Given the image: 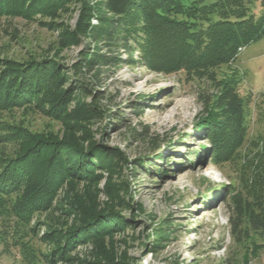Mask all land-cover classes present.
Instances as JSON below:
<instances>
[{"label":"rangeland","instance_id":"374dc122","mask_svg":"<svg viewBox=\"0 0 264 264\" xmlns=\"http://www.w3.org/2000/svg\"><path fill=\"white\" fill-rule=\"evenodd\" d=\"M38 6L0 16V70L37 62L43 78L29 103L0 110V152L66 141L84 161L60 148L79 174L38 215L37 236L0 242V264H46L43 254L76 227L83 238L56 264H264V233L250 219L264 176V39L228 65L167 75L147 65L142 32L133 26L130 38V21L115 23L105 0ZM111 23L133 55L109 40ZM33 73L22 72L32 82ZM231 86L245 100L246 138L215 164L207 123L224 113Z\"/></svg>","mask_w":264,"mask_h":264},{"label":"trees","instance_id":"16d2710c","mask_svg":"<svg viewBox=\"0 0 264 264\" xmlns=\"http://www.w3.org/2000/svg\"><path fill=\"white\" fill-rule=\"evenodd\" d=\"M42 1L0 0V16L26 15L40 7L38 3ZM105 6L113 18H118L115 23L130 21L126 25L130 38L134 31L131 27L142 32L147 65L167 75L206 73L228 65L237 60L241 48L264 39V0H105ZM115 23L109 27V40L116 45L123 40L124 49L133 55L130 38L121 34ZM39 64H29L35 75L33 82L22 74L31 72L24 70V64L0 70V110L22 106L35 98L43 81ZM219 109L224 110L220 119L214 122L211 118L207 123L215 164L231 161L246 138L245 100L232 86L221 99ZM7 140L6 135H0V142ZM73 145L66 141L32 140L30 146H19L14 154L0 152V242L6 247L12 241L19 245L26 237L37 236L38 215L52 206L58 188L69 174H79L77 166H71L60 150L64 146L78 155L74 163L80 166L85 152ZM260 177V192L250 205V219L255 229L264 233V176ZM78 228L63 230L64 241L43 254L46 264L58 263L63 251L78 243L84 235ZM55 236L48 232L43 240Z\"/></svg>","mask_w":264,"mask_h":264}]
</instances>
